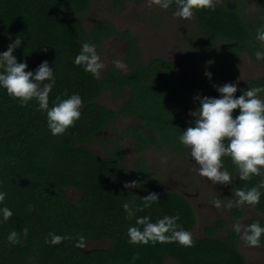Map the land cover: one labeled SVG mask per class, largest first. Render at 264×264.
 <instances>
[{"label":"trees","instance_id":"trees-1","mask_svg":"<svg viewBox=\"0 0 264 264\" xmlns=\"http://www.w3.org/2000/svg\"><path fill=\"white\" fill-rule=\"evenodd\" d=\"M101 1L0 0V52L16 37L22 38L13 54L18 62L27 63L26 70L34 71L45 60L55 68L50 106L57 96L67 98L65 92L79 93L83 100L82 115L75 126L63 135L53 136L47 128L46 114L37 110L35 100L21 106L18 99L0 89V190L7 193L5 206L14 213L7 222L0 223V264H168L171 258L180 264H249L239 248L241 233L233 228L237 223L224 239L213 237L217 231L213 226L207 228L209 236H193L198 219L189 200L181 193L148 183L149 167L129 172L122 164L125 149L119 139L107 142L108 158L88 147L103 137L118 114L144 121L152 132L143 133L142 125L138 129L128 127L124 132L135 140L175 146L185 122L180 111L184 103L181 94H187L192 104L197 105L194 95H204L196 88L214 83L204 75V80L198 79L195 86L193 79L164 59L146 64L139 53L137 38L128 29H117L105 18L87 31L85 18L95 14ZM240 2L220 0L215 1L214 10H195L201 37L193 38L192 44L199 51L200 57H196L201 64L199 74L211 72L216 76L214 85L235 83L238 52L246 51L256 60L255 51L264 50L262 42L256 40V29L264 24V0H256L254 12H247ZM113 3L116 10L124 8L123 0ZM112 35L128 41L129 72L113 64L100 79L74 63L83 43L99 48ZM222 39L232 42L231 53H223L219 48ZM225 62H231L229 77H225L228 72ZM255 86H264V76L237 85L234 95ZM211 91L205 96L220 95L215 87ZM106 92L124 100L120 109L101 103L100 98ZM238 113L239 109L233 110L234 116ZM224 168L237 177L233 180L230 211L235 218H242L244 212L235 203L234 193L253 187L262 177L240 180L238 169L228 157L224 158ZM129 176L138 182L135 191L125 187ZM69 190L78 192L75 201ZM150 193L157 194L158 201L151 208L136 210ZM124 203L135 210V216L150 215L153 222L164 215H178L177 223L192 233L194 246L183 247L174 242L129 243L127 229L135 224V216L127 217ZM249 207L264 215V195L258 205ZM257 221L264 226L261 217L249 224ZM225 225V221H220V227ZM13 230L20 240L15 245L7 241ZM49 233L65 239L57 245L45 243ZM261 240L260 247H264V236ZM89 242L111 244L88 247Z\"/></svg>","mask_w":264,"mask_h":264},{"label":"clouds","instance_id":"clouds-1","mask_svg":"<svg viewBox=\"0 0 264 264\" xmlns=\"http://www.w3.org/2000/svg\"><path fill=\"white\" fill-rule=\"evenodd\" d=\"M148 6H158L169 9L176 5L173 15L181 19H191L194 11L199 9L215 8V0H147ZM22 38H15L5 51L0 52V89L18 99L21 106L35 100L37 110L46 114L47 128L53 136L63 135L81 118L82 97L79 93H72L67 98L57 96L49 104V95L56 83L55 68L50 67L48 61H42L33 70H26V62H18L13 54L21 45ZM256 40L264 42V24L256 29ZM257 62H264V50L257 49L254 53ZM74 63L81 66L85 72L99 77L104 64L96 51V45L85 42L81 45ZM119 68L121 61H113ZM205 76L211 80L212 73L205 71ZM220 94L218 97L194 95L193 99L199 106L190 112L194 117L192 123L183 129L178 141L190 150L192 160L199 165L198 173L214 184L219 182L229 184L237 178L224 168V158L228 157L239 172V179L249 181L254 176L262 179L251 188L237 189L234 195L235 203L255 207L260 203L264 192V86L241 89L242 94L234 95L237 83H224L213 85ZM239 109L237 115L233 110ZM166 159V158H165ZM135 181L126 183L125 187H134ZM7 193L0 190V223L7 222L13 215L12 209L5 206ZM155 193L144 196L142 205L136 209L143 211L151 208L158 201ZM231 204V202H229ZM216 207L221 205L220 200L215 201ZM128 218L135 216V210L128 203L122 205ZM179 216L164 215L153 222L150 215L135 216V224L127 229L128 241L131 244L177 243L183 247H193L192 233L177 223ZM234 231L241 233L242 225L233 226ZM243 239L249 246H260L261 237L264 236V226L259 221L251 223L244 228ZM65 237L49 233L45 243L60 244ZM7 241L10 244L20 243L18 233L9 232Z\"/></svg>","mask_w":264,"mask_h":264},{"label":"flooded vegetation","instance_id":"flooded-vegetation-1","mask_svg":"<svg viewBox=\"0 0 264 264\" xmlns=\"http://www.w3.org/2000/svg\"><path fill=\"white\" fill-rule=\"evenodd\" d=\"M108 0H102L101 1V5H104ZM129 0H123V3H124V8L123 9H120V10H116L115 9V6H114V0H111V5H112V9L115 13H120L122 11H124L127 7V3H128ZM136 2H145L147 0H134ZM216 2H220V0H215ZM237 0H234V2H236ZM241 1L240 4H243L245 6V10L247 12H254L257 10V3H256V0H255V7L254 9L250 10L246 7V0H239ZM101 5H96V8L97 7H100ZM95 8V13L96 11L98 12V10H96ZM176 10V8L174 7H171L167 10L163 9L162 12H157L156 14L153 15V13H150L151 17H152V22H155V20L159 17H161V14H172L174 11ZM92 14L90 15H87L86 18H85V27H86V20L88 17H90ZM94 15V14H93ZM102 18H105L107 20H109L111 23H113L115 25V27L119 30H125V29H128L130 31V33H132V35L134 37L137 38V42H138V45H139V41H138V37L137 35L134 33L133 29L130 28V27H125V28H118L117 25L112 21L110 20L109 18L107 17H103V16H99L98 18V21ZM97 21V22H98ZM95 22V23H97ZM190 23L188 22H185L184 24L181 25V28H180V31H179V38H180V41L182 42V44L184 45V48L185 49V56H184V59L182 57H180V60H175L173 58H167V57H164V56H161V55H156L155 57H153L150 61H146L145 57H144V54H143V51L139 45V53L141 55V58L143 59V61L146 63V64H151L154 60L160 58V59H164L166 61H169V62H172L175 67L182 71L183 73L187 74L191 79H193V85L196 86L197 84V81L198 79L200 80H204V75H200L199 74V67L201 66L200 64V61H198V59L196 58L198 55H199V51L196 50V49H193V44H192V40L193 38L195 37H198L201 35V29L197 23V19H196V12L194 11V14H193V17L191 18V20L189 21ZM94 23V24H95ZM93 24V25H94ZM93 27V26H92ZM92 27L90 28V30L86 27L87 31H91L92 30ZM112 37H117L119 38L122 42H125L126 43V50H125V61H126V64L128 66V69H123L121 68L124 72H129L131 70L130 68V65L128 64L127 62V59L129 57V44H128V41L127 40H124L122 39V37H120L119 35H112L111 37H108L107 39H105L103 41V43L101 44V46L99 48L96 47V49L101 52L102 51V45L108 41L109 39H111ZM201 37V36H200ZM187 42V43H186ZM262 44L264 45V42H262ZM232 46V42L226 40V39H222L221 41H219V48L223 51V53H231V50L229 49L230 47ZM193 49V50H192ZM244 55H247V57L249 58V60L255 65H261L262 67H264V62H257L256 60H254L251 56L250 53L246 52V51H240L237 53V62H236V72H235V75L233 77L234 79V82L237 83L238 86H243L247 80L251 79V78H257V77H262L264 76L263 75H258V76H252V77H249L247 79H245V81H243L242 84H239L238 83V77H239V69L241 67V62H242V57ZM200 57V56H198ZM205 58V56H203ZM202 57V58H203ZM215 60H217L215 58ZM207 62H209L208 59H206ZM114 63L112 62V64L110 66H112ZM231 62H225L224 63V66L226 68V70L228 72H226V76L225 77H229L231 75V69H229V66H230ZM109 66V67H110ZM108 67V68H109ZM199 68V69H198ZM202 68V67H201ZM202 70V69H201ZM108 71V69H107ZM106 71V73H107ZM105 73V75H106ZM105 75L103 76H99L98 78H103L105 77ZM224 75V74H223ZM213 80H214V83L213 85L215 84V80H216V76H212L211 77ZM226 80L229 79V78H225ZM209 80V79H208ZM206 81V80H205ZM204 81V82H205ZM210 81V80H209ZM213 85L212 83H203V88H200V87H197L196 90L197 91H203V95H207L208 93H212L211 91V88H213ZM108 93V92H106ZM104 93V94H106ZM111 97L115 100V101H118L119 105L117 107H111L112 109L114 110H118L120 109L122 103H123V99L122 100H117L115 99L113 96H112V93L109 92ZM102 94V95H104ZM264 93L261 94V96L263 95ZM184 98V103L180 106V111H181V117L182 119L185 121L182 125V131L183 129L187 128L188 126L191 125L194 117L192 115H190V112L191 111H194L198 106L199 104L197 105H193L192 102L190 101V99L188 98V95L187 94H181ZM210 96H212L210 94ZM102 103V102H101ZM104 104V103H103ZM107 105V104H106ZM122 119V120H126L128 121L127 124H124L122 125L119 129V132H116L114 134H109L108 133V130L111 126H114L117 122H119V120ZM142 125L143 126V129H142V132L143 133H151L152 132L149 130L148 126L145 124L144 121L138 119V118H134L132 116H122L121 114H118L117 116V120L112 123L108 129L105 131V133L103 134V137H101V139H99L98 141H96V143H101L102 145V150H103V154L105 155H101L99 154L98 152H94L98 155H100L101 157L103 158H108V153H107V150H106V144L107 142H112L116 139H119V142L123 144L124 146V149H125V157L124 159L122 160V164L125 166V168H127V170L130 172L132 170H135V169H138L139 167H144V168H147L149 167L150 169V176H149V180H147V182L149 183H152L153 187H157L159 189H165V190H170V191H175V192H178V193H181L182 195H184L188 200L189 202L191 203V205L193 206L194 210H195V213H196V216H197V219H198V212H197V209H202V212L204 213L203 209L204 207L205 208H209V207H215V201L216 200H220L221 201V205L220 207H225L227 208L228 212H229V215L231 216V218H233L234 221H232L233 223L232 224H229V221L226 219V218H220L217 222H215L214 224H207L204 228V232L205 234L203 236H209V234L207 233V228L208 226H213V227H216L217 231H216V234L213 236V237H216V238H219V239H224L226 238L230 231H231V227L233 224L235 223H239L241 225V221L245 218V211H244V208L245 207H249L247 205H241V204H237L244 212V216L242 218H235L231 211H230V208L232 206V198H231V192L233 191V188L230 189V190H227V189H222V188H217V185L215 188H212L211 187V184L213 182L209 181L207 178L206 180L209 181V182H206L204 183L203 185H199L197 183V180H196V177H201L198 173V166L191 158V155H190V150L185 148L182 144L179 143L178 141V138L176 139L175 141V146H170L168 144H158L156 142H149L148 144H146L145 142L142 143L141 141L139 140H135L132 136H129V132H124L128 127H132L134 129H138L139 126ZM116 126V125H115ZM125 140H128L131 144V149H133L135 152H138L139 153V158L137 159V161L133 164V166H129L127 165L126 161H127V156H128V152H129V149L127 148L126 144H125ZM150 148H153L154 150L158 151V152H161L163 154H165L166 156H173L172 158V162H179L177 163L176 165H171L173 167V171L177 174L178 176V179L177 180H174L171 176H169V180L168 182H166L165 184L162 183V179L160 180L159 177H156L154 176V167L153 165L148 162L146 156H145V152L150 149ZM185 177L188 178V182H185ZM195 177V179H194ZM127 183H131L133 182L134 180L132 179L131 176H129L127 178ZM233 182V180H232ZM234 184V182H233ZM137 185H138V182L135 183V189H132L131 187V190L132 191H135L136 188H137ZM224 187V186H223ZM229 202H231V204H229ZM215 205V206H214ZM256 211V210H255ZM261 218H264V215L263 214H260ZM259 217V218H260ZM253 219V218H252ZM251 219V220H252ZM255 219V218H254ZM225 221L226 222V225L224 227H220L219 226V223L220 221ZM250 222V221H249ZM249 222H248V225H249ZM198 224H199V221H197V224H196V229L198 227ZM195 229V230H196ZM228 230V234L226 237L224 238H221L219 237V232L220 231H223V230ZM195 232V231H194ZM242 233H243V228H242V231H241V238H242ZM195 235V234H194ZM202 236V235H201ZM259 247V246H258ZM239 248H240V245H239Z\"/></svg>","mask_w":264,"mask_h":264},{"label":"rangeland","instance_id":"rangeland-1","mask_svg":"<svg viewBox=\"0 0 264 264\" xmlns=\"http://www.w3.org/2000/svg\"><path fill=\"white\" fill-rule=\"evenodd\" d=\"M246 7L250 10L255 7V0H246ZM96 13L91 15L86 20V27L90 30L95 22L98 21L99 16L107 17L112 20L118 28L130 27L133 29L134 33L138 37L139 45L143 51L146 61H150L156 55H161L167 58H173L175 60H180V57L184 59L185 56V47L180 41L179 31L181 25L185 22L190 23L191 19H181L172 14H161V17L157 18L155 22H152V17L150 13L156 14L157 12H162L163 9L158 6L153 5L152 7L148 6L147 1L145 2H136L134 0H129L127 7L124 11L120 13H115L112 9L111 0H108L104 5L97 7ZM126 43L122 42L117 37H112L102 45V51L97 53L100 56L101 61L104 64V68L100 72V77L105 75L108 67L112 64L113 61H121L123 69H128V66L125 61V50ZM185 48V49H184ZM185 61V59H184ZM264 74V67L260 64L255 66L247 57L244 55L242 57L241 67L239 69L238 83L242 84L245 79ZM264 98V94L261 96ZM100 101L104 104H107L111 107H117L119 105L118 101H115L110 93H106L101 96ZM128 121L120 119L114 126H111L108 130L109 134H114L119 132V128L127 124ZM125 144L129 149L127 156V165L133 166V164L139 158V153L131 149V144L128 140H125ZM101 143H93L88 145L89 148L98 152L101 155L103 150L101 149ZM145 156L154 167V176L162 179V183L165 184L171 176L174 180L178 179L177 174L173 171L171 165H176L177 161L172 162L173 156H166L165 154L154 150L153 148L148 149L145 152ZM166 158V159H165ZM199 167V166H198ZM195 179V177H194ZM197 183L201 186L206 182L205 177H196ZM185 182H188V178L185 177ZM130 184V183H129ZM227 189L230 190L234 186L233 182L229 184L222 183H212L211 187ZM224 186V187H223ZM136 186L131 187L135 189ZM69 195L72 200H76L79 197L78 192L69 190ZM215 206V205H214ZM197 209L198 212V227L193 233V236H203L205 232L203 231L207 224H214L220 218H226L229 221V224H232L234 221L233 218L229 215L227 208L225 207H209L203 209ZM245 218L240 222L242 228H246L248 222L253 218H259L261 215L251 207H245ZM228 234V230H223L219 232V237L224 238ZM111 242H89L88 247H108ZM240 250L246 256L249 264H264V247L258 246H249L243 236L240 241ZM168 264H180L175 259H168Z\"/></svg>","mask_w":264,"mask_h":264}]
</instances>
